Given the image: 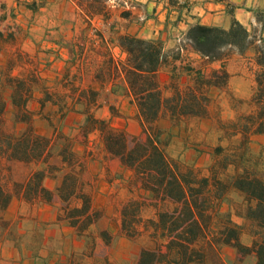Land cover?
I'll return each instance as SVG.
<instances>
[{
    "label": "crops",
    "instance_id": "obj_1",
    "mask_svg": "<svg viewBox=\"0 0 264 264\" xmlns=\"http://www.w3.org/2000/svg\"><path fill=\"white\" fill-rule=\"evenodd\" d=\"M19 1L23 7L15 12L13 0H0V65L11 60L14 52V57L19 56L20 60L18 70L26 66L21 60H28L35 70H40L52 100L43 102V91H34L35 101L29 103V109L36 113L35 132L55 142L50 163L63 169L60 141L69 140L73 151L86 163L87 179L94 185L93 205L105 209L96 228L114 236L107 260L116 264L129 255L136 257L139 248L120 235L118 213L110 201L115 187L128 189L132 172L117 157L106 153L97 131L85 130L88 111L114 129H123L131 136L143 135L125 80L126 54L118 45V37L131 34L157 40L168 55L180 50L175 64L182 84L191 82L184 72L186 66L201 70L205 76L213 70H225L226 84L211 87L207 96L221 102L234 119L232 97L243 101L253 97L256 76L264 67L256 63L252 49L244 54L230 49L223 61L209 62L193 52L185 34L196 22L228 30L236 21L255 39L264 40V0H134L135 7L126 11L117 9L119 4L110 5V0H105L101 2L100 9L104 10L101 14L81 0ZM140 18L143 20L138 22ZM202 64L211 66L212 70H203ZM170 69L168 66L160 70L161 85L169 82ZM157 128L167 153L187 164L201 161L199 166L203 168L210 164L223 135L212 115L188 118L177 124L164 118L159 120ZM211 135L215 144L206 158L207 153L199 155L195 148ZM87 137L96 138L99 145V152L92 158L87 156ZM251 139L264 145L263 135L253 134ZM252 149L259 152V148ZM62 173L63 170L59 172ZM59 183V178L44 180L45 187L52 190ZM1 214L14 225L0 228V264H81L83 261L74 259L84 249L83 240L66 220L59 219L58 204L38 202L30 206L21 197H12L7 208L0 210ZM97 245L104 243L97 239ZM228 248L231 247L224 246L222 250L228 252ZM224 261L233 264L231 258Z\"/></svg>",
    "mask_w": 264,
    "mask_h": 264
},
{
    "label": "trees",
    "instance_id": "obj_2",
    "mask_svg": "<svg viewBox=\"0 0 264 264\" xmlns=\"http://www.w3.org/2000/svg\"><path fill=\"white\" fill-rule=\"evenodd\" d=\"M93 9L98 14L104 11ZM185 40L193 52L209 62L223 61L226 50L244 54L252 49L256 63L264 67V40L255 39L236 21L228 30L196 22L189 26ZM118 45L126 54L125 80L144 137L114 129L88 111L85 127L100 134L106 153L117 157L139 183L142 196L126 203L120 226L121 234L129 240L142 233L148 236L150 244L141 248L136 264H205L209 249L218 257V264H226L219 255L222 246L231 247L242 256L253 255L254 264H264V157L251 153L248 147L251 135L264 136V70L256 76L257 89L252 97L255 110L243 116L240 124L232 122L233 133L242 136V145L240 153L234 151L221 161L222 169L228 166L234 169L229 181H224L218 177L215 165L209 167L207 175H202L198 169L170 157L160 139L157 123L164 118L177 124L188 118L207 117L208 90L225 85L227 72L213 70L205 76L201 70L186 66L184 72L191 82L182 84L175 64L180 50L168 55L159 41L131 34L120 35ZM168 66L169 82L161 85L159 72ZM39 82L34 73L22 78L12 76L9 70L0 84V164L43 166L32 170L24 182H14L11 189L0 182V210L7 208L13 196L29 204L58 203L59 219L66 220L78 238H86L92 249L96 236L91 228L102 213L93 206L92 195L85 189L84 165L71 146L62 150L63 169L49 164L52 142L35 133L34 116L28 109L32 86ZM48 100L49 94L45 92L43 102ZM7 114H10V126H7ZM222 149L217 147L216 154ZM61 170L59 185L53 190L45 187L43 181L47 177L55 178ZM227 192L240 199L234 214L230 209H220L224 203L229 204V200L225 202ZM145 203L153 208L154 215L142 221L137 216V222L142 224V230L138 231L133 222L126 221L124 213L131 207L140 212ZM232 214L241 222H234ZM8 224L1 214L0 227ZM244 235L250 240L248 245L241 242ZM98 236L109 238L106 231L98 232Z\"/></svg>",
    "mask_w": 264,
    "mask_h": 264
},
{
    "label": "rangeland",
    "instance_id": "obj_3",
    "mask_svg": "<svg viewBox=\"0 0 264 264\" xmlns=\"http://www.w3.org/2000/svg\"><path fill=\"white\" fill-rule=\"evenodd\" d=\"M13 1L16 3L15 12H18V10H19L18 8L23 7V5L20 4L19 0H13ZM103 1H105V0H81V2L85 6H87L89 8L92 7L95 9H100L102 6L101 2H103ZM127 1L130 2L132 5L129 8H126L123 5V3H122L123 0H116V1L110 0L111 4L110 3L109 4L115 5V6H116V4H119V8H117V9H122L125 11L130 10L131 8L135 7L136 2L134 0H127ZM92 11H95V10L92 9ZM137 20L139 22V21H142L143 18H140ZM178 42L180 45L182 44V41H178ZM226 51H227V53H229L230 50H226ZM14 54L15 53L13 52L12 53L13 57H11V60H9L6 64L0 65V84L3 82L4 76L6 73H8L9 70H10V73L12 76H18V77H22V78L28 77L31 73H34L35 75H37L38 78L40 79V82L38 84L32 86V96L28 102V109H29L30 108L29 103L31 104L33 101H35V99H33L34 91H38V90L40 91L41 90V91H43V93H45V92L49 93V92L47 90V87L45 86V83L43 82V80L41 79V77L39 75L40 70H35V68H33L34 65L31 62H29L28 60H24V61L21 60V62L26 66H24V68L22 70H18L16 67H17V63H19L20 60H19V56L17 55L18 58H16V56L14 57ZM194 66H198V64H194ZM200 67L203 70H212L211 66L206 67L205 65L202 64ZM232 98H233V105L235 108V114L233 115L234 119H231V116H232L231 112L229 111L228 108L223 107L221 102L219 104L218 103L219 101L218 102H217V100L212 101L208 97L209 115L207 117H209L211 115L214 116V119L216 120V123H217V128L223 134L221 139L217 143V147L223 148L222 152L220 154H216L215 149L217 147H215L213 155L210 159L209 165H207L206 167L203 168V167L199 166L201 164V161L194 163V164H187V163L183 162V160L181 158L173 157L168 153L169 156L172 158L178 159L185 166H192V167L198 169L202 175H207L209 167L211 165H215L218 177L224 181H229L231 176H233V174H234V169L232 166H228L226 169H222L223 163H221V161L224 159V156H226L227 154H230L234 151L240 153V150H241L240 147L242 145L241 144L242 136L239 134L233 133L235 128H233L232 122H238V124H240L242 122L243 116L248 115L255 110V105L252 102V97L247 101H245V100L243 101L237 97H232ZM7 99H9V98L7 97ZM49 100H52L51 95H49ZM29 110L33 113V116H34L33 125H34L36 113L34 111H32L31 109H29ZM92 115H93V113H92ZM6 120H7V126H10L11 125L10 124V114L6 115ZM85 130H89V127H85ZM58 132L60 133V130ZM41 136H43V135H41ZM251 136L249 137V140H248V147H249L251 153L256 154V155L261 154L264 157V145L261 144V142L258 141L257 139L252 140ZM137 137H144V135H140ZM214 138L215 137L213 135H211V137L210 136L206 137L205 142H203V143L200 142L197 144V147L195 149L198 150V152L200 153L199 155L207 153L206 158H209L208 153L211 152V147L214 146V144H215ZM48 139H50V138H48ZM50 140L52 142V148H51V152H52L51 156H52L55 142H53L54 140H52V139H50ZM86 140L88 142L87 146L89 147L87 156L89 158H92L95 156V154H97L99 152V145H97L96 138H94V137H90V138L87 137ZM60 144H62V150L68 149L66 147H70L69 140H64V141L61 140ZM194 146H195V144H194ZM253 147L259 148V152L258 153L253 152V149H252ZM71 149H72V147H71ZM77 157L84 165V171L82 174V179L85 183V189L87 192H89L92 195V198H93L94 185H93V183L91 184V179H89V180L87 179L88 177L86 176L87 175L86 174V171H87L86 163L82 159V157H80L79 155H77ZM50 159H51V157H50ZM50 159H49V164H51ZM8 167L10 168L9 171H7ZM42 167L43 166L41 164L24 165V164H21L18 162H12V163L2 162L0 164V182L2 184H4L7 188L11 189L12 184L14 182H16V183L24 182L28 178V176L32 170L40 169ZM62 174L60 175L58 173L55 178H53V177H47V178H49V179L59 178V180H61ZM43 184H44V181H43ZM138 184L139 183H138L136 177L134 176V174L132 172V175L129 178V182H128V189L125 190V188H123V186L122 187L117 186L114 189V193H111V195H110V197H111L110 201L113 202V204L115 205V209L118 213V220H119L120 226H121V220H122V210H123L124 206L126 205V203L128 201H131V200H139V198H141V196H142V192L139 190ZM13 197H18V196H13ZM226 198L227 199L225 202H227V200H229L228 201L229 204L224 203L220 209L223 211L230 209V210H232V213L234 214V208H236V204H238L240 202L239 201L240 199L233 192H227ZM35 204H29V205L33 206ZM58 209H59V205H58ZM96 209H99L101 211L102 217L105 215V209H103V208H96ZM233 214H232V220L236 223H240L241 221L237 217H235ZM153 215H154V210L152 207L149 206L148 203L144 204V206L140 212H137L133 207H131V208H128V210L126 209V211L124 213V216L126 217V221L127 222H133L134 228L138 231L142 230V224L140 222H137V216L140 217L141 221H142V220H145L148 218H153ZM11 225H14V223L9 222L8 226H11ZM7 227H5V228H7ZM91 231L93 232V235L96 236L93 248L91 249L90 246H88L89 244H87L88 240L86 238H82L83 244H84V249L82 250L81 253H79L80 255L77 254V256H75L74 259L75 260H78V259L83 260L81 262V264H114V263H109V261L107 260V255H106L107 252L109 251L108 249H109L112 241L114 240V236H111V234L108 233V236H109L108 240H105V238L99 237L98 232H100V231L97 230L96 226L91 228ZM120 235L123 236L121 234V231H120ZM79 239H81V238H79ZM97 239H101L103 241L104 245L98 246L97 245ZM129 241L133 242L137 246V248H139V253H140L141 248L149 246V244H150V241H149L146 233H142L136 239L129 240ZM241 242L245 245H248L250 243V240L246 235H244L241 239ZM223 247L224 246L220 247V249H219L220 258L223 261L227 260V258H231V259H233V264H254L255 260H254V257L252 255L242 256L239 252L235 251L232 248H228V252L231 251L229 254L227 252V250H225V251L222 250ZM139 253L136 255V257L129 255L126 259H124L122 261L120 260L116 264H136V262L138 260ZM89 259H92V261L94 263L93 262L89 263L90 262ZM218 262H219V260H218V257L216 256V254L213 251H211V249H209L207 251V254H206V263L205 264H218ZM226 264H228V263H226Z\"/></svg>",
    "mask_w": 264,
    "mask_h": 264
},
{
    "label": "built area",
    "instance_id": "obj_4",
    "mask_svg": "<svg viewBox=\"0 0 264 264\" xmlns=\"http://www.w3.org/2000/svg\"><path fill=\"white\" fill-rule=\"evenodd\" d=\"M112 1H116V0H112ZM122 3H123V5H124L126 8H129L130 6H132L131 3L128 2L127 0H123Z\"/></svg>",
    "mask_w": 264,
    "mask_h": 264
}]
</instances>
